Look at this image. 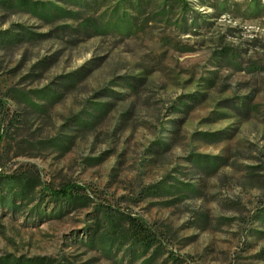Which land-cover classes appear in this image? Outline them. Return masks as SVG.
I'll return each instance as SVG.
<instances>
[{"label":"rangeland","instance_id":"obj_1","mask_svg":"<svg viewBox=\"0 0 264 264\" xmlns=\"http://www.w3.org/2000/svg\"><path fill=\"white\" fill-rule=\"evenodd\" d=\"M97 2L0 0V264H264V0Z\"/></svg>","mask_w":264,"mask_h":264},{"label":"trees","instance_id":"obj_2","mask_svg":"<svg viewBox=\"0 0 264 264\" xmlns=\"http://www.w3.org/2000/svg\"><path fill=\"white\" fill-rule=\"evenodd\" d=\"M97 4L101 2H105L107 0H97ZM174 2H179V0H173ZM118 11V9H117ZM124 15V14H123ZM45 193L55 201H63V202H73L78 198V194L83 191V187L77 184H68L60 189H52L46 185L42 187ZM129 224L130 228L133 231V241L135 244L140 245V247L151 246L150 236H153V232L151 228L148 227L145 219L135 218L129 216Z\"/></svg>","mask_w":264,"mask_h":264}]
</instances>
